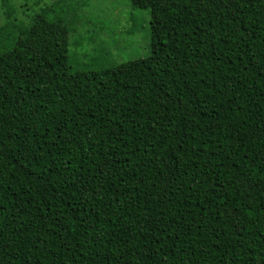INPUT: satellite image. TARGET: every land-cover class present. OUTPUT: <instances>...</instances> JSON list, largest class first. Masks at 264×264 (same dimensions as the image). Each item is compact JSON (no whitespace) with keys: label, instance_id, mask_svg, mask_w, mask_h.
I'll return each mask as SVG.
<instances>
[{"label":"trees","instance_id":"obj_1","mask_svg":"<svg viewBox=\"0 0 264 264\" xmlns=\"http://www.w3.org/2000/svg\"><path fill=\"white\" fill-rule=\"evenodd\" d=\"M67 1L0 20V264H264V0H131L98 70Z\"/></svg>","mask_w":264,"mask_h":264},{"label":"rangeland","instance_id":"obj_2","mask_svg":"<svg viewBox=\"0 0 264 264\" xmlns=\"http://www.w3.org/2000/svg\"><path fill=\"white\" fill-rule=\"evenodd\" d=\"M52 2L53 0H8L7 5L0 0V20H6L9 15L10 19L29 21L38 10ZM67 3L80 16L79 23L85 30L83 35L75 37L76 41L69 51V60L74 68L98 70L109 62H125L149 54L151 41L148 9L133 6L131 0H74ZM180 12L175 8L165 9L166 34H176L172 25ZM36 70L27 68L24 72L27 87L33 85V75L44 76L41 74L44 71ZM60 78L61 73L55 82L59 83ZM29 93L33 99L35 92L30 90Z\"/></svg>","mask_w":264,"mask_h":264}]
</instances>
